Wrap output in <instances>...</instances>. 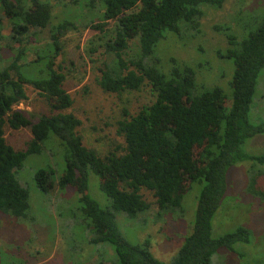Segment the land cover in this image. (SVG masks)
<instances>
[{"label":"trees","instance_id":"trees-1","mask_svg":"<svg viewBox=\"0 0 264 264\" xmlns=\"http://www.w3.org/2000/svg\"><path fill=\"white\" fill-rule=\"evenodd\" d=\"M224 1L0 0V42L4 43L0 46V215L28 220L29 193L17 172L28 155L41 153L46 142H55L62 147L64 169L58 176L51 167L37 169L36 186L43 192L55 186L59 192L74 189L77 224L93 236L90 242L110 247L118 264H211L217 251L235 253L236 244L250 245L252 231L246 226L213 236L212 220L227 194V173L235 165L248 164L245 190L264 200V191L257 187L258 177L264 175V155H251L243 147L264 133L262 126L251 124L248 118L264 73V13L245 36H226L228 47L223 55L234 64L230 95L219 87L197 86L192 66L170 57L168 69L155 53L166 32L179 34L183 26L198 29L201 6L219 7ZM57 5L67 13L76 9L75 18L64 16L55 22ZM3 19L7 34H2ZM79 28L96 33L89 50L90 55L100 51L96 69L102 91L116 95L145 89L150 97L135 113L124 110L116 124L122 144L103 155L83 144L80 119L63 112L73 99L65 89L66 74L58 59L66 32ZM41 38L46 45H37L27 60L29 45ZM3 49L8 51L7 58ZM89 60L96 61L94 57ZM29 87L50 111L35 122L24 110L14 108L28 99ZM6 127L29 128L31 137L23 148L7 142ZM90 172L110 200L108 208L88 194ZM195 184L200 189L190 230L169 261L153 255L147 238L135 244L124 239L116 216L145 224L152 202L144 192L151 194L157 206L155 219L183 218V195ZM240 253L243 259L245 254Z\"/></svg>","mask_w":264,"mask_h":264},{"label":"rangeland","instance_id":"rangeland-1","mask_svg":"<svg viewBox=\"0 0 264 264\" xmlns=\"http://www.w3.org/2000/svg\"><path fill=\"white\" fill-rule=\"evenodd\" d=\"M75 10L71 8L67 13L66 8L57 5L54 8V21L64 16L75 18ZM201 10L198 29L183 26L179 34L166 32L155 53L162 63L168 64V69L170 57L180 64L192 66L197 86L204 89L219 87L230 95L229 83L234 64L232 59L223 55L228 47L226 36L233 34L241 38L255 28L264 13V0H225L219 7L202 5ZM77 13L80 14V11L77 10ZM84 17L88 18L86 15ZM3 24L2 34H7L6 19H3ZM95 34L88 28L66 32L63 53L58 60H62L66 74L65 89L73 99L71 107L63 112H71L80 119L78 132L83 144L103 155L122 144L123 139L116 132V124L124 116V110L133 114L150 97L145 89L115 95L105 93L98 87L96 66L100 51L90 55L89 50L93 48L89 41L93 40ZM43 44L46 45L43 38L36 44H30L26 59L30 60L34 56V48ZM3 45L0 42V46ZM2 54L8 57L6 49ZM91 57L96 59L94 63L89 60ZM160 68L164 71L165 67L160 64ZM27 94L28 99L14 108L24 110L33 122L42 114H50L43 99L30 87ZM248 118L251 124L264 128V73L256 87ZM5 133L7 142L17 149L23 148L31 137L28 127L17 130L6 127ZM243 147L251 155H264V133L246 141ZM235 166L227 173V194L213 217L212 233L219 236L232 231L237 225H244L252 231L253 241L248 246L236 244L235 253L217 251L212 255L211 264H264V200L251 196L245 190L248 164H239L238 168ZM46 167L54 169L57 176L64 169L62 147L55 142H46L41 153L28 155L17 172L19 181L29 193L28 220L16 221L0 215V264H118L110 247L90 242L93 236L77 224L79 212L73 214L77 207L74 189L67 187L59 192L55 186L43 192L36 186V170ZM257 187L264 191V175L258 177ZM199 189L200 186L195 184L183 195V218L165 217L163 220L154 218L157 206L151 194L144 192L152 202L145 224L138 225L119 214L116 216L119 231L132 244L149 239L153 255L162 261H169L180 246L182 237L190 230L195 196ZM88 194L102 208L110 205V200L98 189V177L91 172L88 175ZM240 251L245 254L243 259L238 257Z\"/></svg>","mask_w":264,"mask_h":264}]
</instances>
